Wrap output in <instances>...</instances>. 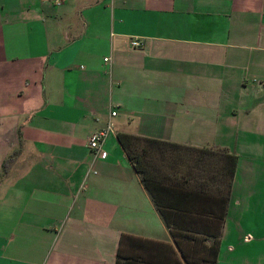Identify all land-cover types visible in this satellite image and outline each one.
I'll list each match as a JSON object with an SVG mask.
<instances>
[{
    "label": "crops",
    "instance_id": "1",
    "mask_svg": "<svg viewBox=\"0 0 264 264\" xmlns=\"http://www.w3.org/2000/svg\"><path fill=\"white\" fill-rule=\"evenodd\" d=\"M0 264H264V0H0Z\"/></svg>",
    "mask_w": 264,
    "mask_h": 264
},
{
    "label": "built area",
    "instance_id": "2",
    "mask_svg": "<svg viewBox=\"0 0 264 264\" xmlns=\"http://www.w3.org/2000/svg\"><path fill=\"white\" fill-rule=\"evenodd\" d=\"M132 46H139L141 42L138 39H134L130 42ZM115 111H111L110 115H115ZM113 124L108 122L105 127L93 131L87 140V145L91 149L94 157L104 159L107 156V151L104 149V141L106 137L113 133Z\"/></svg>",
    "mask_w": 264,
    "mask_h": 264
},
{
    "label": "trees",
    "instance_id": "3",
    "mask_svg": "<svg viewBox=\"0 0 264 264\" xmlns=\"http://www.w3.org/2000/svg\"><path fill=\"white\" fill-rule=\"evenodd\" d=\"M117 138L119 142L121 143L122 147L125 149L127 152L128 156H131V145L134 144L135 139H140L137 136H133L127 133H122L118 132L117 133ZM20 153V147L12 150L8 156L4 159L3 164H2V170L3 173H7L13 162L15 161L16 157ZM236 165V156L234 155V166Z\"/></svg>",
    "mask_w": 264,
    "mask_h": 264
}]
</instances>
